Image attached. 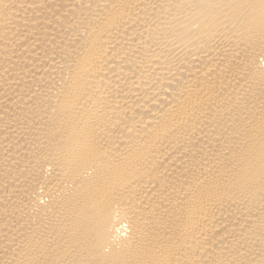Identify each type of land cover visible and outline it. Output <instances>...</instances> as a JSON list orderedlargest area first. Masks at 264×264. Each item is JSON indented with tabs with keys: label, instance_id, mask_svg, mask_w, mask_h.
<instances>
[{
	"label": "bare ground",
	"instance_id": "obj_1",
	"mask_svg": "<svg viewBox=\"0 0 264 264\" xmlns=\"http://www.w3.org/2000/svg\"><path fill=\"white\" fill-rule=\"evenodd\" d=\"M0 264H264V0H0Z\"/></svg>",
	"mask_w": 264,
	"mask_h": 264
}]
</instances>
